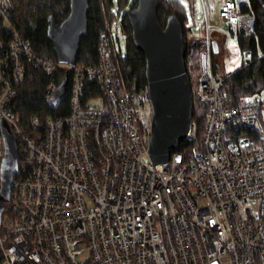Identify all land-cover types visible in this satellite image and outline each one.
<instances>
[{
  "label": "built area",
  "instance_id": "1",
  "mask_svg": "<svg viewBox=\"0 0 264 264\" xmlns=\"http://www.w3.org/2000/svg\"><path fill=\"white\" fill-rule=\"evenodd\" d=\"M218 2L213 25L204 0L202 70L191 82L208 105L204 131L193 119L192 152L174 150L157 164L146 138L153 104L125 84L119 66L121 20L103 32L98 63L72 65L35 52L13 19V0H0L12 34L0 40V176L3 125L18 153L0 215V264H264V97L229 105L230 73L214 62V39L220 46L227 33L239 45L255 16L250 0ZM240 52V67L252 63V50ZM29 68L53 74L47 98L68 76L69 113L20 119L18 88Z\"/></svg>",
  "mask_w": 264,
  "mask_h": 264
},
{
  "label": "trees",
  "instance_id": "2",
  "mask_svg": "<svg viewBox=\"0 0 264 264\" xmlns=\"http://www.w3.org/2000/svg\"><path fill=\"white\" fill-rule=\"evenodd\" d=\"M13 3V19L23 37L31 43L38 54L57 59L53 42L48 36V15L52 13L59 23L62 22L70 11L71 0H13ZM135 4L136 0H92L90 2L89 30L80 43L79 63H98L103 32L109 23L116 21L122 9L127 5L132 8ZM247 9L255 16L254 32L242 36L238 47L240 51L252 50L254 57L252 63L242 65L231 72L225 80L224 91L229 105H235L243 95L264 90V0H250ZM173 14L182 24L186 69L193 83L202 70L200 52L204 47L203 37L196 36L193 30L196 17L195 0H159L158 18L163 27L166 26L169 16ZM121 18L126 34V52L119 57L121 74L129 88L147 93L146 56L135 44L127 12ZM202 28L206 30L205 20ZM11 37L12 34L6 29L0 17V40ZM58 74L60 77L66 74L71 77V71H60L57 72V76ZM52 77L51 73L34 68L28 69L24 80L19 85L18 104L15 107L16 114L23 122H27L34 114L61 116L70 112V90L67 91V97L58 109L48 106L47 85ZM193 98V119L198 123L199 131L203 132L205 126L203 129L200 126L202 123L206 125L208 105L196 95H193ZM193 148H195L194 142L186 139L180 143L179 150L188 154ZM1 182L0 176V187Z\"/></svg>",
  "mask_w": 264,
  "mask_h": 264
},
{
  "label": "water",
  "instance_id": "3",
  "mask_svg": "<svg viewBox=\"0 0 264 264\" xmlns=\"http://www.w3.org/2000/svg\"><path fill=\"white\" fill-rule=\"evenodd\" d=\"M71 0V8L62 22L54 14L48 15V36L52 40L58 59L75 65L80 43L89 30L90 2ZM159 0H136L129 8L133 38L146 56L148 96L154 114L149 135V154L157 164L167 163L172 151L188 139L193 120V91L187 73L184 50V33L180 19L169 16L163 27L158 18ZM218 40L214 50L219 52ZM68 76L59 83L58 89L47 98L48 106L56 108L67 95ZM6 136V156L2 167L0 190V215L9 199L13 175L18 169L16 138L3 125Z\"/></svg>",
  "mask_w": 264,
  "mask_h": 264
},
{
  "label": "rangeland",
  "instance_id": "4",
  "mask_svg": "<svg viewBox=\"0 0 264 264\" xmlns=\"http://www.w3.org/2000/svg\"><path fill=\"white\" fill-rule=\"evenodd\" d=\"M208 2V7L210 11V22L213 25H217L220 23L219 18V2L218 0H206ZM195 8H196V17H195V24L194 31L196 33V36L204 37L207 33V29L204 31L202 28L203 22L206 19V9L204 0H195ZM129 10V5H127L124 9L121 10V12L118 14V18L114 22L120 21L124 15L125 12ZM190 10V9H189ZM117 11V9H115ZM118 34L120 40L122 41L123 48H125L126 44V37L125 33L121 30L118 32H115ZM215 36H219L218 33L214 34ZM221 45H220V53L215 55L214 62H215V68L216 71L227 74L231 73L240 67V49L238 45L234 42L233 38L230 36V34L222 33L221 35ZM262 95L264 97V90L262 91ZM205 126V123L201 124V128L203 129ZM201 129V130H202ZM147 140L149 137H146Z\"/></svg>",
  "mask_w": 264,
  "mask_h": 264
}]
</instances>
